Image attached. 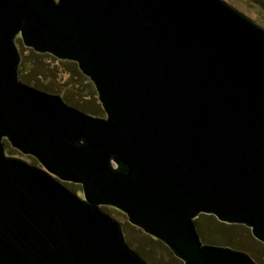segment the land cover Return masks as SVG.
Here are the masks:
<instances>
[{
    "label": "water",
    "instance_id": "95a60500",
    "mask_svg": "<svg viewBox=\"0 0 264 264\" xmlns=\"http://www.w3.org/2000/svg\"><path fill=\"white\" fill-rule=\"evenodd\" d=\"M255 19L225 0H0V264H149L101 206L182 264H263L202 243L195 225L244 224L264 245ZM17 35L76 63L105 117L21 82Z\"/></svg>",
    "mask_w": 264,
    "mask_h": 264
},
{
    "label": "rangeland",
    "instance_id": "374dc122",
    "mask_svg": "<svg viewBox=\"0 0 264 264\" xmlns=\"http://www.w3.org/2000/svg\"><path fill=\"white\" fill-rule=\"evenodd\" d=\"M225 1L244 16L255 17L254 23L264 26V8L261 5L264 0ZM14 43L18 51L21 52L22 57L26 59V65L30 69V72H25L27 76L24 80L20 79L21 82L48 94L59 95L65 104L86 114L105 117V113L98 102L93 84L81 73L76 63L58 60L49 54L36 53L23 45L19 35L16 36ZM86 109H92L95 113H89ZM7 145L9 146L8 143ZM9 148L13 149L10 146ZM13 151L12 154L8 155H13L33 165L40 166L34 158L23 155L16 149H13ZM63 183L70 185L82 197L79 184L71 182ZM100 209L114 214V220L120 218L125 242L140 248L142 255L149 258V262L152 264H173L178 263V260L182 264V261L169 251L164 244L151 238L143 230L132 225L128 221L125 213L110 206H101ZM208 227L210 228V226ZM205 229L209 231L207 228ZM231 230L232 233L225 240V245L218 246H234V250L245 252L249 256L254 257L255 263L264 264V245L252 236L250 228L244 224H237ZM202 243L205 244L207 242L204 241ZM209 244L216 245L217 242L214 241Z\"/></svg>",
    "mask_w": 264,
    "mask_h": 264
},
{
    "label": "trees",
    "instance_id": "16d2710c",
    "mask_svg": "<svg viewBox=\"0 0 264 264\" xmlns=\"http://www.w3.org/2000/svg\"><path fill=\"white\" fill-rule=\"evenodd\" d=\"M261 5L264 8V2ZM19 53H20V63H19V67H18L19 68L18 78H19V80L20 79L24 80V78L27 76L25 72L26 71L30 72V69L26 65V59L22 57L21 52H19ZM86 111H88L89 113H92V114L95 113L94 110H92V109H86ZM13 152H14L13 149H10L9 146L6 144V153L12 154ZM195 225L197 226V230H198V233H199V236H200L202 242L205 241L209 244L211 242L216 241L217 242L216 245L218 246V245H225V242H226L225 240L232 233L231 229L233 227H235V225H237V224L222 223V222H219L212 215L200 214L195 219ZM208 226H210V228ZM205 228H207V230H209V231H206ZM221 235H222V237H221ZM155 240H157V239H155ZM210 240H213V241H210ZM157 241H159V240H157ZM207 243H205V244H207ZM209 245H214V244H209ZM177 262L179 263L178 260H177ZM149 263H151V262H149ZM178 263H173V264H178Z\"/></svg>",
    "mask_w": 264,
    "mask_h": 264
},
{
    "label": "flooded vegetation",
    "instance_id": "af4514ba",
    "mask_svg": "<svg viewBox=\"0 0 264 264\" xmlns=\"http://www.w3.org/2000/svg\"><path fill=\"white\" fill-rule=\"evenodd\" d=\"M6 142H5V152H6ZM7 154V153H6ZM24 155V154H23ZM10 156V155H9ZM12 157H14L13 155H11ZM26 156H30V157H32V158H34L35 160H36V158L35 157H33V156H31V155H26ZM37 161V160H36ZM38 162V161H37ZM39 163V162H38ZM31 164V163H30ZM33 165V164H32ZM35 166H37V165H35ZM39 166V165H38Z\"/></svg>",
    "mask_w": 264,
    "mask_h": 264
}]
</instances>
